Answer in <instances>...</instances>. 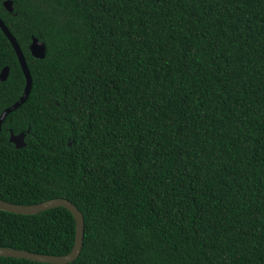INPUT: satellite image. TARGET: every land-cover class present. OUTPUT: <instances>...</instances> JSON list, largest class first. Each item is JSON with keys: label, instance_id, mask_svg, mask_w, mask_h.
Returning <instances> with one entry per match:
<instances>
[{"label": "trees", "instance_id": "1", "mask_svg": "<svg viewBox=\"0 0 264 264\" xmlns=\"http://www.w3.org/2000/svg\"><path fill=\"white\" fill-rule=\"evenodd\" d=\"M5 1L31 86L1 125L0 199L71 202L67 264H264V0ZM15 56L0 28V113L24 85ZM73 238L64 208L0 210V247Z\"/></svg>", "mask_w": 264, "mask_h": 264}, {"label": "water", "instance_id": "2", "mask_svg": "<svg viewBox=\"0 0 264 264\" xmlns=\"http://www.w3.org/2000/svg\"><path fill=\"white\" fill-rule=\"evenodd\" d=\"M4 7L9 12H12L13 10L12 2L10 0L4 2ZM0 28L9 40V43L16 55L15 57L24 79V85L18 99L0 113V129H1V125L5 120V118L9 115V113L17 109L26 100L27 95L30 91L31 78L27 70V66L25 64L24 58L22 56L23 53L18 43L16 42V39L10 33L9 28L6 26L5 22L1 18H0ZM44 50H45L44 43L42 41H39L37 38L32 37L31 44L29 46L30 55L33 58L41 59L44 56ZM7 76H8V67L5 66L0 71V82L5 81L7 79ZM26 132L27 129L25 130V132H19L18 134L13 135L12 132L9 131V140H8L9 143L12 144L15 149L21 148L22 146H24L23 138ZM55 207H61L67 210L71 214L74 221L73 243L70 250L66 254L63 255L38 254L24 250H16L11 248L0 247V257L24 259V260H29L44 264H67L74 261L77 258L82 245L83 218L81 213L71 202L63 198H51L35 204L20 205V204L9 203L0 199V210L13 214H19V215H32Z\"/></svg>", "mask_w": 264, "mask_h": 264}]
</instances>
